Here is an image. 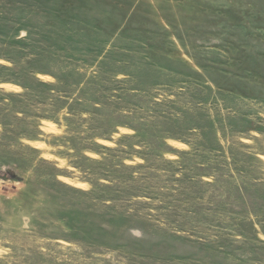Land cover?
Listing matches in <instances>:
<instances>
[{
  "label": "rangeland",
  "instance_id": "374dc122",
  "mask_svg": "<svg viewBox=\"0 0 264 264\" xmlns=\"http://www.w3.org/2000/svg\"><path fill=\"white\" fill-rule=\"evenodd\" d=\"M0 264H264V0H0Z\"/></svg>",
  "mask_w": 264,
  "mask_h": 264
}]
</instances>
